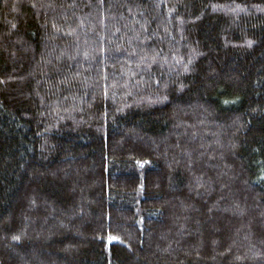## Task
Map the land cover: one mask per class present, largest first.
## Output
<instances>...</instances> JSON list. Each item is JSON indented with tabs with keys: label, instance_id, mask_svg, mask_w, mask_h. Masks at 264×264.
Returning <instances> with one entry per match:
<instances>
[{
	"label": "trees",
	"instance_id": "16d2710c",
	"mask_svg": "<svg viewBox=\"0 0 264 264\" xmlns=\"http://www.w3.org/2000/svg\"><path fill=\"white\" fill-rule=\"evenodd\" d=\"M0 264H264V0H0Z\"/></svg>",
	"mask_w": 264,
	"mask_h": 264
}]
</instances>
